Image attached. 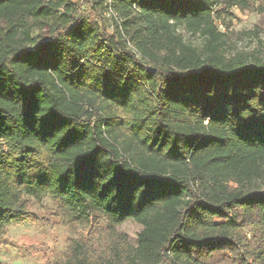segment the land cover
Segmentation results:
<instances>
[{"label":"trees","instance_id":"16d2710c","mask_svg":"<svg viewBox=\"0 0 264 264\" xmlns=\"http://www.w3.org/2000/svg\"><path fill=\"white\" fill-rule=\"evenodd\" d=\"M104 1L0 0V236L49 195L108 228L54 264H264V60L216 24L248 0H112L113 34Z\"/></svg>","mask_w":264,"mask_h":264},{"label":"rangeland","instance_id":"374dc122","mask_svg":"<svg viewBox=\"0 0 264 264\" xmlns=\"http://www.w3.org/2000/svg\"><path fill=\"white\" fill-rule=\"evenodd\" d=\"M81 8L79 16L87 15L91 12L88 1L80 0ZM109 6V1H104V7ZM99 12L102 8L99 7ZM113 9V8H112ZM106 8L102 14L109 22L108 30L111 34L116 31V21L121 23V19L115 12L108 14ZM94 20L102 27L103 21L98 15H94ZM116 20V21H114ZM220 32L226 34V41L229 51L232 54L237 52L246 53L251 62L264 60V0H248V6L242 8H232L229 14L222 13V18L216 21ZM2 23V26H5ZM179 32L185 41L198 45L203 44V39L199 35H192L184 28ZM40 31L34 29L32 36L36 38ZM130 47H132L130 45ZM203 47V46H202ZM155 66L147 64L146 69H154ZM24 206L27 212L33 213L39 219L44 220L41 226L35 224H12L4 228L3 236H0V264H54L59 258L67 255L69 244L72 240L82 242H94L97 246L98 238L103 236V232L108 229L105 223L94 222L91 226L76 227L65 225L56 216V203L54 198L45 195L39 199L29 195L24 196ZM143 227L133 220H128L117 228L118 232L128 237V242L137 245L138 236ZM108 241H106L107 243ZM215 261H222L223 264H232L233 261L228 255H220Z\"/></svg>","mask_w":264,"mask_h":264},{"label":"built area","instance_id":"2783aa9c","mask_svg":"<svg viewBox=\"0 0 264 264\" xmlns=\"http://www.w3.org/2000/svg\"><path fill=\"white\" fill-rule=\"evenodd\" d=\"M109 1V13L107 12V15L109 14L111 16V14L114 13V10L112 9V0H108ZM115 14V13H114Z\"/></svg>","mask_w":264,"mask_h":264},{"label":"water","instance_id":"95a60500","mask_svg":"<svg viewBox=\"0 0 264 264\" xmlns=\"http://www.w3.org/2000/svg\"><path fill=\"white\" fill-rule=\"evenodd\" d=\"M148 71L154 74V73H156L157 70L156 69H149Z\"/></svg>","mask_w":264,"mask_h":264}]
</instances>
